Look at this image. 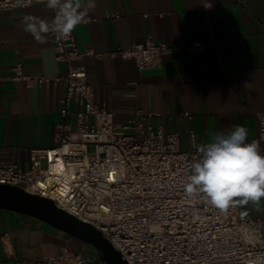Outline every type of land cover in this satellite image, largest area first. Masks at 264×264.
Instances as JSON below:
<instances>
[{"label":"crops","instance_id":"obj_1","mask_svg":"<svg viewBox=\"0 0 264 264\" xmlns=\"http://www.w3.org/2000/svg\"><path fill=\"white\" fill-rule=\"evenodd\" d=\"M26 15L50 22L53 13L45 2L0 10V165L15 161L24 168L31 148L53 145L65 86L61 81L29 85L14 79V69L21 63L25 74L52 79L67 72L49 33L41 45L23 30ZM84 19L88 22L74 30L76 41L81 51L93 54L81 63L97 100L116 122L137 112L154 113L146 124L177 133L183 149L190 147L191 131L199 149L214 134L240 124L248 129V141L258 140L264 150V0H95ZM149 38L168 48L161 67L140 70L121 51ZM196 42L204 48H180ZM237 205L264 221V200L258 207ZM63 248L87 251L94 264L101 262L68 233L0 209V264L15 259L34 264Z\"/></svg>","mask_w":264,"mask_h":264},{"label":"built area","instance_id":"obj_2","mask_svg":"<svg viewBox=\"0 0 264 264\" xmlns=\"http://www.w3.org/2000/svg\"><path fill=\"white\" fill-rule=\"evenodd\" d=\"M41 2L46 0H23L22 5L0 0V10ZM49 35L66 74L53 79L27 75L19 63L14 79L29 85L61 81L62 120L56 125L53 145L30 149L28 167L15 161L0 165V184L50 198L94 225L129 264H264L262 219L248 216L237 204L221 211L203 194L187 196L184 186L200 155L195 132H190V147L183 149L177 133L165 134L161 126L153 129L146 124L154 113L137 112L127 122H116L97 100L81 63L93 51L79 49L74 31L63 39L54 32ZM167 48L149 38L133 43L121 55L134 59L140 70L159 68ZM180 48L191 52L204 45L196 42ZM57 166L60 175L53 174ZM12 264L27 263L15 259ZM34 264L94 263L84 251L63 248Z\"/></svg>","mask_w":264,"mask_h":264},{"label":"clouds","instance_id":"obj_3","mask_svg":"<svg viewBox=\"0 0 264 264\" xmlns=\"http://www.w3.org/2000/svg\"><path fill=\"white\" fill-rule=\"evenodd\" d=\"M45 7L54 12L50 22L33 15L22 20L23 30L41 45L50 32L58 39L68 37L95 8V0H46ZM198 151L184 186L188 197L203 194L209 205L221 211L233 204L260 205L264 200V150L258 140L248 141L245 126L236 124L226 133L214 134Z\"/></svg>","mask_w":264,"mask_h":264},{"label":"water","instance_id":"obj_4","mask_svg":"<svg viewBox=\"0 0 264 264\" xmlns=\"http://www.w3.org/2000/svg\"><path fill=\"white\" fill-rule=\"evenodd\" d=\"M0 209L39 219L91 245L104 264H129L98 228L59 208L50 198L0 184Z\"/></svg>","mask_w":264,"mask_h":264},{"label":"bare ground","instance_id":"obj_5","mask_svg":"<svg viewBox=\"0 0 264 264\" xmlns=\"http://www.w3.org/2000/svg\"><path fill=\"white\" fill-rule=\"evenodd\" d=\"M60 173H61L60 167L57 166V168L53 170V174H54V175H55V174H56V175H60ZM64 189H65V187H64V185L62 184V189H61V190H64Z\"/></svg>","mask_w":264,"mask_h":264},{"label":"rangeland","instance_id":"obj_6","mask_svg":"<svg viewBox=\"0 0 264 264\" xmlns=\"http://www.w3.org/2000/svg\"><path fill=\"white\" fill-rule=\"evenodd\" d=\"M86 245H87L88 249H93V251H94V252H96V251H95V249H94V248H92V246H91V245H89V244H86ZM86 252H87V251H86Z\"/></svg>","mask_w":264,"mask_h":264}]
</instances>
